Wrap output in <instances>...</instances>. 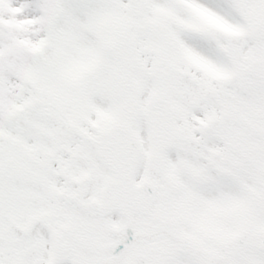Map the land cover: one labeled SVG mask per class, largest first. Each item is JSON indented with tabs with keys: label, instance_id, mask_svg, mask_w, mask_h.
I'll return each instance as SVG.
<instances>
[{
	"label": "snow or ice",
	"instance_id": "snow-or-ice-1",
	"mask_svg": "<svg viewBox=\"0 0 264 264\" xmlns=\"http://www.w3.org/2000/svg\"><path fill=\"white\" fill-rule=\"evenodd\" d=\"M0 264H264V0H0Z\"/></svg>",
	"mask_w": 264,
	"mask_h": 264
}]
</instances>
